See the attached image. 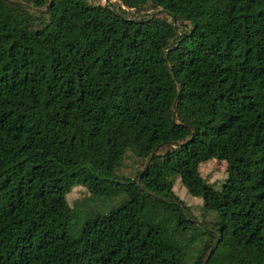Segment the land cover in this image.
<instances>
[{
  "label": "trees",
  "instance_id": "1",
  "mask_svg": "<svg viewBox=\"0 0 264 264\" xmlns=\"http://www.w3.org/2000/svg\"><path fill=\"white\" fill-rule=\"evenodd\" d=\"M156 148L194 197L226 162L211 226L118 177ZM75 186L119 202L61 256ZM0 264H264V0H0Z\"/></svg>",
  "mask_w": 264,
  "mask_h": 264
},
{
  "label": "rangeland",
  "instance_id": "2",
  "mask_svg": "<svg viewBox=\"0 0 264 264\" xmlns=\"http://www.w3.org/2000/svg\"><path fill=\"white\" fill-rule=\"evenodd\" d=\"M93 4H104L105 0H88ZM117 3L120 0H107ZM45 10L42 8H33L35 14H41ZM161 17L169 19L164 12H157ZM162 151V150H160ZM158 151L151 159L137 157L131 151L127 152L122 165L117 170L118 177H128L135 179L149 161V173L160 183L172 189V191L189 206L190 213L197 222L206 221L211 226L216 219V211L219 207L218 192L221 184L226 177L227 164L223 160L209 159L198 165V171L201 177L206 181L203 197H194L190 195L180 182L178 176L168 173L162 166L161 153ZM51 197L57 207L64 215L71 218V229L69 235L60 239L54 244L58 254L65 256L73 245V236L77 234L78 229L84 218L93 211L106 212L112 206H115L119 199L101 200L92 199L84 186H75L68 191H56L51 193Z\"/></svg>",
  "mask_w": 264,
  "mask_h": 264
},
{
  "label": "water",
  "instance_id": "3",
  "mask_svg": "<svg viewBox=\"0 0 264 264\" xmlns=\"http://www.w3.org/2000/svg\"><path fill=\"white\" fill-rule=\"evenodd\" d=\"M105 2H107V0H105ZM174 22L176 21L175 18H173ZM157 148L155 150H153V152L151 153V158L153 157V155L155 154ZM148 164H149V161L146 163V165L144 166L143 170H146L148 168ZM140 179V178H139Z\"/></svg>",
  "mask_w": 264,
  "mask_h": 264
}]
</instances>
